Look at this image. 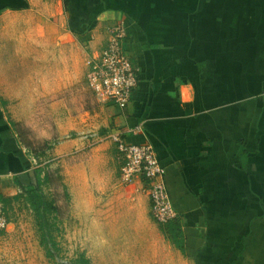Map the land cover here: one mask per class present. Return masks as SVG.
<instances>
[{
	"label": "crops",
	"instance_id": "obj_1",
	"mask_svg": "<svg viewBox=\"0 0 264 264\" xmlns=\"http://www.w3.org/2000/svg\"><path fill=\"white\" fill-rule=\"evenodd\" d=\"M1 16L41 50L83 41L91 57L106 46L110 26L126 25L125 48L139 69L130 101L119 108L89 87L92 106L56 148L75 152L64 175L79 207L92 209L104 195L124 219L139 198L156 227L168 225L151 217L142 177L121 180L122 158L108 138L120 132L150 143L164 167L183 251L163 234L180 264H264V0H0ZM26 152L0 104L5 208L35 180Z\"/></svg>",
	"mask_w": 264,
	"mask_h": 264
},
{
	"label": "rangeland",
	"instance_id": "obj_2",
	"mask_svg": "<svg viewBox=\"0 0 264 264\" xmlns=\"http://www.w3.org/2000/svg\"><path fill=\"white\" fill-rule=\"evenodd\" d=\"M9 19L0 17V104L32 168L43 170L44 198L56 210L47 208L42 224L24 199L6 204L9 225L0 232V264H180L175 248L131 192L135 214L124 219L115 215L120 210L106 208L104 195L92 209L73 200L64 173L71 170L75 152L61 155L56 148L74 135L69 127L74 118L92 106L87 82L92 50L83 41L76 48L51 43L41 50Z\"/></svg>",
	"mask_w": 264,
	"mask_h": 264
},
{
	"label": "built area",
	"instance_id": "obj_3",
	"mask_svg": "<svg viewBox=\"0 0 264 264\" xmlns=\"http://www.w3.org/2000/svg\"><path fill=\"white\" fill-rule=\"evenodd\" d=\"M126 25L122 20L109 28L107 44L87 62L88 86L100 101H112L119 108H124L130 101L137 84L138 67L132 62L125 48ZM139 126L130 128L136 132ZM93 135H97L93 133ZM100 138L99 136L97 137ZM119 152L122 163L120 178L128 183L142 177L147 182V194L150 200V214L159 225H165L176 218L164 181V167L159 162L150 143L128 142L123 133L108 135ZM9 224L5 205L0 201V232Z\"/></svg>",
	"mask_w": 264,
	"mask_h": 264
},
{
	"label": "trees",
	"instance_id": "obj_4",
	"mask_svg": "<svg viewBox=\"0 0 264 264\" xmlns=\"http://www.w3.org/2000/svg\"><path fill=\"white\" fill-rule=\"evenodd\" d=\"M41 167L33 168L32 173L34 176V182L24 188L22 197L31 206V208L37 213L39 218L42 220V224H44L45 220V212L47 208L55 211L56 206L52 204H48L44 198V194L41 188L44 177L42 175ZM168 225L163 230L164 234L169 238V240L181 251H183V242L181 239V233L177 225L172 224V222H168ZM46 231L44 230L43 235L46 236ZM47 241V240H46ZM51 254V253H49ZM76 264H85L82 262H73Z\"/></svg>",
	"mask_w": 264,
	"mask_h": 264
}]
</instances>
